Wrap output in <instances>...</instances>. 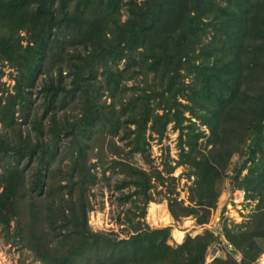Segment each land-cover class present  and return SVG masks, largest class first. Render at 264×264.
Listing matches in <instances>:
<instances>
[{"label": "trees", "instance_id": "1", "mask_svg": "<svg viewBox=\"0 0 264 264\" xmlns=\"http://www.w3.org/2000/svg\"><path fill=\"white\" fill-rule=\"evenodd\" d=\"M5 62L17 71L13 92L0 87L6 242L42 264H252L264 251V0H0ZM170 123L178 158L162 170L129 161ZM110 169L124 173L119 204L132 203L124 237L89 224ZM228 177L255 202L246 222L222 221L237 252L206 263L217 234L171 243V226L145 220L166 198L175 220L209 222Z\"/></svg>", "mask_w": 264, "mask_h": 264}, {"label": "rangeland", "instance_id": "2", "mask_svg": "<svg viewBox=\"0 0 264 264\" xmlns=\"http://www.w3.org/2000/svg\"><path fill=\"white\" fill-rule=\"evenodd\" d=\"M1 70L3 71V74L0 77V87L8 88V91L13 92V87L15 84V75L17 74V71L10 67L7 62L0 65ZM41 100L37 99L35 103V108L38 107ZM27 127V125H24ZM173 123H170L168 125L167 132L165 136L162 139H159L158 137H150L149 142L150 145L148 146V152L149 157L146 154H140L137 153L134 155V157H127L129 158V161L134 163L135 166L138 167H144L148 170L151 166H155L158 169L162 170L167 162H169L170 156L172 158H178L179 153V131L173 127ZM204 128V126H203ZM2 129V124L0 122V130ZM129 150V147L125 148V154H127ZM239 160V156H234L233 158V164L231 169L235 167ZM98 170H101V166L98 165ZM186 169L183 166H178L175 171L174 175L178 177L177 182V190L179 192V195L181 198H185L187 200V187L188 184L191 182L187 180L185 175H182L183 172H185ZM107 175H109L110 181L108 182L107 179L101 178L100 181L92 188L91 190V200L93 203V207L90 210L88 214L89 218V224L90 226L95 230H103L108 232H117L121 235V237H124V230L123 226L120 225V221H125V211L129 209L132 206L131 201H128L127 203H124V205L119 204V196L121 192L119 190H116L114 188L115 184L124 178V173H115L112 169L107 171ZM110 183V184H108ZM170 180H166L162 185H160L158 188L167 190V185H170ZM126 185L123 188L124 193H129L133 190V187L129 183H125ZM226 186V187H225ZM225 190L224 192L225 197H222L224 195L221 194L219 198V202L217 205V208L213 210L212 216L210 218V221L207 223H198V219L196 217L187 216L180 220L171 219L169 222H159L155 223L152 221V219L149 218V205L150 202L147 205V213L145 216V220L150 224L152 227H165V226H171V243H181L182 241H177L175 237L173 236L172 232L173 229L179 228L182 230H187L191 228V232L193 233L196 230H201L196 232V235L199 233H203L206 229L213 231V228L215 226H218L219 221L215 220V217H218L220 213H223L227 209V203L229 202L228 196L231 195L229 192L234 189L231 187V178H226L224 182ZM157 198H160L161 195L155 194ZM222 197V198H221ZM151 202L161 203L165 205L168 208V201L166 198H163L162 200H154ZM188 202V201H187ZM142 203H140L141 205ZM255 206V202L250 201L247 199L245 203H243L242 208L238 209L235 208V210L232 211V214L234 216V222L235 223H244L246 222L250 214L253 212ZM239 211V214L242 215L241 217L238 216L236 213ZM195 218V219H194ZM223 218V217H222ZM221 218V219H222ZM228 222V221H227ZM196 226H192V225ZM231 223V222H228ZM202 228H201V227ZM201 228V229H200ZM222 232L218 233V236L221 237L223 234V225L221 226ZM126 233V232H125ZM190 234V233H188ZM187 234H185L183 240L185 239ZM192 235V234H191ZM195 236V235H192ZM216 241L215 243L219 242ZM225 254L224 251L221 250L219 253V256H223ZM216 258V257H215ZM213 259L208 260L206 256V263L211 262ZM0 264H42L40 261H37L35 256L33 255L32 251L27 249L22 244H15V243H8L4 240V236L1 231L0 226Z\"/></svg>", "mask_w": 264, "mask_h": 264}, {"label": "built area", "instance_id": "3", "mask_svg": "<svg viewBox=\"0 0 264 264\" xmlns=\"http://www.w3.org/2000/svg\"><path fill=\"white\" fill-rule=\"evenodd\" d=\"M229 193L231 195L228 196L229 202L227 203V209L223 211V213H220L218 217H215V220L219 221L218 226H215V228H213L214 233L217 235L218 233L222 232L221 226H222L223 220H226L231 223H235L232 211L235 210V208L241 209L243 203H245L248 199L246 190L241 187H235ZM236 214L241 217L240 219H242L243 216L239 214V211H237ZM224 247H225V250L235 249L234 244L230 242L228 239H226L224 235H222L220 237L219 242L213 243L209 247L208 253H207V259L208 260L214 259L215 257L219 255L221 250L225 252ZM252 264H264V251L260 254V256L254 262H252Z\"/></svg>", "mask_w": 264, "mask_h": 264}, {"label": "bare ground", "instance_id": "4", "mask_svg": "<svg viewBox=\"0 0 264 264\" xmlns=\"http://www.w3.org/2000/svg\"><path fill=\"white\" fill-rule=\"evenodd\" d=\"M149 218L152 219L155 223L159 222H169L171 221V216L169 215L166 207L161 203L150 202L149 205ZM174 236L177 240H182L184 231L177 228L174 229Z\"/></svg>", "mask_w": 264, "mask_h": 264}, {"label": "crops", "instance_id": "5", "mask_svg": "<svg viewBox=\"0 0 264 264\" xmlns=\"http://www.w3.org/2000/svg\"><path fill=\"white\" fill-rule=\"evenodd\" d=\"M225 192H223L222 193V195H224V196H222V197H225ZM221 197V198H222ZM165 206V205H164ZM166 207V206H165ZM166 209H167V207H166ZM167 211H168V213H169V215L171 216V218H173V216L171 215V213H170V211L167 209ZM174 219V218H173ZM195 219V218H194ZM192 226H196L195 225V223H194V225H192ZM201 227V226H200ZM202 228V227H201ZM200 228V229H201ZM175 229H177V228H175ZM182 230V229H181ZM173 231H174V229H173ZM184 231V230H183ZM198 231H201V230H196V231H194L193 233L191 232V228L190 229H187V230H185L184 231V235H183V238H184V236H185V234H188V233H190V234H192V235H196V232H198ZM172 234H173V236H174V232H172ZM175 237V236H174ZM183 238H182V240H177V241H183ZM175 239H177L176 237H175Z\"/></svg>", "mask_w": 264, "mask_h": 264}, {"label": "water", "instance_id": "6", "mask_svg": "<svg viewBox=\"0 0 264 264\" xmlns=\"http://www.w3.org/2000/svg\"><path fill=\"white\" fill-rule=\"evenodd\" d=\"M233 251H234V252H237V250H236V249H234Z\"/></svg>", "mask_w": 264, "mask_h": 264}]
</instances>
